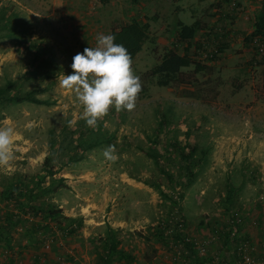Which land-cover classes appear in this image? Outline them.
I'll use <instances>...</instances> for the list:
<instances>
[{"label": "rangeland", "instance_id": "374dc122", "mask_svg": "<svg viewBox=\"0 0 264 264\" xmlns=\"http://www.w3.org/2000/svg\"><path fill=\"white\" fill-rule=\"evenodd\" d=\"M262 9L264 0H0V86L49 101L0 102V126L15 130L12 158L0 164V264H106L109 228L133 264H245L241 254L264 264V40L245 45ZM133 19L149 23L135 75L169 51L210 68H184L188 84L144 77L149 90L134 108L112 106L89 127L60 78L99 33ZM195 22L194 39L181 40V27ZM15 24L28 34L16 36ZM175 141L206 154L181 200L185 223L168 227L164 243L159 225L187 180ZM60 178L67 186L50 191ZM64 216L82 227L65 235ZM111 264L125 261L114 255Z\"/></svg>", "mask_w": 264, "mask_h": 264}, {"label": "trees", "instance_id": "16d2710c", "mask_svg": "<svg viewBox=\"0 0 264 264\" xmlns=\"http://www.w3.org/2000/svg\"><path fill=\"white\" fill-rule=\"evenodd\" d=\"M133 1L137 2L138 0ZM16 22V24H21L24 21L20 18H17ZM16 24L14 26L16 28V36L25 37V35L28 34V27H26V25H21L18 28ZM148 29V22L133 19L131 22L125 23L118 28L112 29L111 31V33L115 34L116 36L115 42L123 44L127 48L132 63L136 55L142 50L143 44L148 37ZM198 29L199 22H195L192 25L185 24L180 29L179 37L181 40L191 41L194 39ZM256 40H264V9H262L257 15L254 30L245 37V45H254ZM212 56L215 57L214 55ZM191 65L195 66L196 72H200L206 70L207 68H210L208 64L198 61L197 59L193 58V56H191L188 52L181 54L177 51H169L162 57L161 61L154 65L150 70H148L143 77L138 76L141 83V90L138 93L137 98H142L149 90L147 82H144L143 80L144 77H147L149 81L155 80V84L159 86H169L175 83H190V77L193 76V74H188L184 72L183 69L190 67ZM13 89L14 88L12 83H8L5 86H0V102L5 100L10 102L30 101L35 103H49L48 100L39 98L36 95L37 90H30L25 92L24 94H20L18 92H16L15 94H11L10 92L13 91ZM164 120L165 117L162 118L163 122ZM172 145L177 148H182V150L179 152L181 154V157L185 161L184 167L187 170V180L180 183L181 190L177 192L178 200L176 201L178 202L175 206V209H177V211L175 212V214L173 213L174 215L170 212V215H168L165 222L159 225L157 234L162 238L164 243H167L166 239L168 237V234H166L165 230H167L168 227H171V225L173 224L183 225L185 223V218L182 213L181 200L184 198L185 189L194 181L196 176V169L202 165L205 159L204 156L206 154L205 150H201L202 155L196 156V153L199 150L197 144L187 145V150H184L183 144L178 141L173 142ZM154 150L155 151L152 152L153 154H151L156 157L159 152L155 148ZM46 160L48 161V158ZM157 161H159L158 158ZM62 186H67V184H65L64 182V178H60L55 186L49 187L48 189H50V191H55ZM40 211L45 212L47 216H50L52 218L55 217V215L57 216L58 213H62V210H53L51 208H40ZM64 219H66L67 221H65V223H63L60 228L65 235H73L82 227V218L76 219L64 216ZM174 236L181 237L180 239L184 241L185 245L191 250L192 254H196V247L194 246V243L186 241L183 238L184 236L182 237V234L180 233H175ZM121 241L122 240L118 237L116 231L113 228H109L107 235L104 238L103 253L100 256V260H102L106 264H111L112 259L115 255L118 258L124 260L125 264H133L135 256L126 252L119 246L121 244ZM238 252V254H241L242 250L240 249Z\"/></svg>", "mask_w": 264, "mask_h": 264}, {"label": "clouds", "instance_id": "9594fccd", "mask_svg": "<svg viewBox=\"0 0 264 264\" xmlns=\"http://www.w3.org/2000/svg\"><path fill=\"white\" fill-rule=\"evenodd\" d=\"M115 41V34L99 33L96 45L76 53L70 65L73 72L64 74L59 81L62 88L75 90L83 106L81 118L89 127H94L112 106L117 111L134 108L141 90L127 48ZM14 135L13 127L0 126V164L12 158ZM112 151L114 146L110 145L104 154L108 156Z\"/></svg>", "mask_w": 264, "mask_h": 264}, {"label": "built area", "instance_id": "2783aa9c", "mask_svg": "<svg viewBox=\"0 0 264 264\" xmlns=\"http://www.w3.org/2000/svg\"><path fill=\"white\" fill-rule=\"evenodd\" d=\"M256 41H258V40H256ZM260 44V43H259ZM261 49H263V47H261ZM240 255V254H239ZM244 257V261H243V258L242 257ZM241 256H240V258H242V260H241V262H246L245 264H249L250 263V261H251V258H250V256H248V255H243V254H241ZM223 264H229V262L228 261H225V262H223Z\"/></svg>", "mask_w": 264, "mask_h": 264}]
</instances>
